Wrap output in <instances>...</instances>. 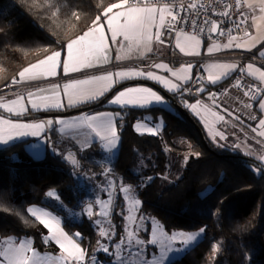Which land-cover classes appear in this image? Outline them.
Masks as SVG:
<instances>
[{
  "label": "trees",
  "instance_id": "1",
  "mask_svg": "<svg viewBox=\"0 0 264 264\" xmlns=\"http://www.w3.org/2000/svg\"><path fill=\"white\" fill-rule=\"evenodd\" d=\"M113 3L120 0H0V90L27 65L90 28L97 16L103 19L104 10ZM174 96L184 107L196 99L192 94ZM95 104L89 109L111 108ZM116 110L122 112L121 144L113 166L118 187L134 185L142 209L156 214L167 231L205 228L204 237L169 264H264V170L242 159L221 157L243 154L207 138L216 151L212 152L176 109ZM148 113L163 116L162 134L135 130V123ZM58 140L53 131L40 158L27 148L31 139L0 147V239L29 236L39 251H58L55 242L45 240L48 228L27 211L33 205L56 211L55 197L47 196L54 191L69 207L83 209L82 220L66 222L64 228L87 255H93L98 235L85 214L88 193L80 186V176L83 171L98 176L104 167L88 150L58 151ZM71 155L76 165L68 159ZM125 206L119 192L111 212L117 229L114 241L124 232ZM77 232L79 237L74 235ZM217 245L219 251H214Z\"/></svg>",
  "mask_w": 264,
  "mask_h": 264
},
{
  "label": "crops",
  "instance_id": "2",
  "mask_svg": "<svg viewBox=\"0 0 264 264\" xmlns=\"http://www.w3.org/2000/svg\"><path fill=\"white\" fill-rule=\"evenodd\" d=\"M260 3L261 0H244L242 4L250 15L252 25L251 35L245 38H231L222 41H213L212 39L196 36L190 31H182L174 37L173 42L166 43L161 40V33L167 24L170 15L165 12L164 20L161 22L159 18L160 13L157 11L155 22L150 29L152 35L151 42L147 46L143 44L139 45L138 47L132 46L133 41L126 40L123 34H117L115 39L112 38V32L108 27L107 19L104 17L97 22V25L102 24L104 26L103 31L106 47L103 53L88 54L85 58L84 64L72 63L68 60L66 51V45L70 41L69 40L62 48L54 50L61 51V57L59 58L57 67L55 69V75L41 76L38 79H28V74H26V78L20 80L21 82H25L26 86H28L25 90H19L18 92L13 93H5L0 91V104H8L11 107L12 105L10 104V101L16 100L18 97L22 96L24 97L23 103L27 108V111L21 112L18 106H16V111L13 112H9L6 107H0V109L14 115H27L52 111H68L74 108L88 106L92 103L99 102L117 86L135 80H146L157 84L170 94L187 96L189 95L188 87L195 79L199 67L202 66L207 75L206 89L201 92L200 95H196V99L194 101L186 103V108L201 123L206 137L214 144L231 148L240 154L250 156L258 160L264 165V160L260 159V157L264 156V136L261 135V132H264V128H262L260 124V121L264 120V107H261V105L264 104V94L257 102L253 104H246L237 101L232 97L226 98L224 100L213 99L209 92V89L212 86L226 82L227 79L237 71L245 72L252 79L261 83L264 87V80L259 78V73L256 71L258 69L259 72H264V55H262V53H264V12L261 11L259 6ZM249 4L254 6L249 7ZM128 6L129 5H125V7ZM155 7L159 9L163 6ZM117 11H123V9H113V12L109 13V15H113ZM123 22L124 18L121 17L120 23ZM215 26L216 30L212 32L213 34L217 35L220 32V28L218 25ZM88 29L86 31H88ZM86 31L79 34V36L83 35ZM98 35L99 33H95L92 39ZM157 35H159V40L156 39ZM77 37L73 39H76ZM187 37H195V41H198V43L195 41H189ZM178 40L179 45L183 46L184 48L183 51H181V47L178 46ZM161 41H163V43H161ZM253 41H255V43H253ZM230 42L231 46H228ZM236 45L241 46L237 47ZM130 46H132L131 50H129ZM209 49L212 50L209 51ZM52 52L46 54L39 60L44 59ZM244 52L247 53L245 58L242 57L240 59H234V56H238ZM151 53H158L161 56V59H159L156 64H163L166 67L156 68L154 67V64L151 67L141 68L132 63ZM199 55H205L207 58L204 60H199L196 58ZM105 56L107 57L106 60L104 58ZM39 60L32 64L37 63ZM65 63L69 65L70 69L74 68L76 70L65 71ZM89 63L93 66H86ZM249 64L253 66L251 70L248 69ZM189 65H191L190 68H188ZM119 71H143L145 73L152 72L155 75L164 77L170 81L169 87L171 84H177L178 89L176 91H169L163 83L154 79H149L146 75H132L122 80L115 77L114 75L113 79L115 83H113L111 87L105 91L104 95L98 96L96 99L81 100L72 103L69 102L70 97L68 93L64 91L65 85L72 84L74 81H84L90 79L91 77L105 75L108 72L115 74ZM173 73H176V75H173ZM224 73L227 74L224 75ZM250 73L256 74L253 75ZM210 75L213 78L219 76L220 79L213 83L208 79ZM88 86L92 87L94 85ZM128 88H150L152 91L163 96L167 103H152L145 106H135L130 104L122 105L110 102L120 91H124ZM29 93L32 94L31 99L37 100V102H39V97L41 96H52L53 93H56L58 94L57 102L60 104V106L33 109L31 107V100L28 98ZM169 103L171 102L157 89L151 85L139 83L126 86L116 92L104 104L111 108L101 110L88 109L74 113L72 115H58L44 118L39 117L27 119H13L0 114V118L15 123L35 124L49 120L53 121L51 125L45 124L44 128L39 129L38 135L28 134L22 137H14L7 143L2 141H0V143L11 144L20 140L31 139V141L27 144V148L33 154V156L40 158L42 154L45 155L48 140L51 139L52 132L54 131L58 134L59 138L55 146L56 149L61 147L62 151H74V148H77L78 150L82 151L87 150L92 146L94 150H96L101 147V144L107 142V140L101 139V136H98L96 132H94L92 128L89 127V117H98L97 123L101 121L106 122L109 118H111L112 125L116 132V137H118V135H120L118 134L120 132L118 120L121 117L122 112L116 110V108H149L158 106L173 112L169 106ZM187 105H197L196 110L193 111L191 108L187 107ZM101 113H109L112 115L111 117L98 116V114ZM0 127H3L5 130L8 128L7 125H0ZM22 131L31 133V131L34 130L22 129ZM101 135L109 136V138H111L110 134L107 132H102ZM70 141L74 143V145H72L73 147L69 145ZM68 147L70 148L67 149ZM32 148H35V151H33ZM85 255H87L86 252Z\"/></svg>",
  "mask_w": 264,
  "mask_h": 264
},
{
  "label": "snow or ice",
  "instance_id": "3",
  "mask_svg": "<svg viewBox=\"0 0 264 264\" xmlns=\"http://www.w3.org/2000/svg\"><path fill=\"white\" fill-rule=\"evenodd\" d=\"M239 2V0H238ZM125 5H129V0H120V3H113L109 7H107L103 15L107 19L108 27L110 28L112 32V38L115 39L117 34H123L124 38L126 40H132L133 45L132 46H139L141 44L147 46L151 40V27L153 26L155 19H156V13L159 11L160 13V21L163 22L164 20V14L165 12L168 13V15L171 16L173 20L176 19V16L172 14L170 10L169 5H164L163 7H160L157 9L155 6H128L125 7ZM54 7V5H52ZM254 5L249 4V7H253ZM261 11L264 12V0H261L260 3ZM191 7L195 8L196 5L193 4ZM113 9H123V11H117L113 15H109V13L113 12ZM58 11V9H57ZM223 15H228L227 12L223 13ZM124 18V22L120 23V18ZM78 18V17H77ZM100 20V17L97 16L96 19L93 21L92 27L88 29L83 35L78 36L76 39L70 40L66 45V51L68 60L75 64H84L85 58L88 54H96V53H103L106 45L104 40V26L102 24L97 25V22ZM216 26L214 25L211 31H215ZM95 33H99L98 36H96L94 39L89 40L90 37H94ZM156 39L159 40V35L156 36ZM189 41H195V37H187ZM232 39H235L234 37ZM198 43V41H195ZM163 43V41H161ZM178 46L179 40L177 41ZM255 43V41H253ZM130 49L131 50V47ZM191 46V45H190ZM228 46H231V42ZM237 47H240L241 45H236ZM181 47V51L184 50L183 46ZM212 49H209L211 51ZM264 55V53H262ZM61 57V51H54L50 55H47L44 59L39 60L35 64H31L28 67L24 68L19 73V79L23 80L26 78V74H28V79H38L41 76H48V75H55L56 74V67L59 61V58ZM105 60L107 57H104ZM86 66L92 67V64H87ZM154 67L161 68L166 67L163 64H155ZM191 65L188 66L190 68ZM253 66L251 64L248 65V69L251 70ZM64 70H76V69H70L69 65L67 63L64 64ZM259 73V78L261 80H264V72H259V70H256ZM227 73H224L226 75ZM255 75L256 73H250ZM119 78V79H126L132 75H146L149 79L157 80L165 85L166 88H168L169 91H176L178 89L177 84H171L170 81L165 79L164 77L155 75L152 72H143V71H119L115 74L108 72L105 75L91 77L88 80L84 81H74L72 84H67L64 86V91L68 93L70 100L69 102H78L81 100H90V99H96L98 96L104 95L105 91L113 83H115L113 76ZM173 75H176V73H173ZM209 80H211L213 83L216 82V80L220 79L219 76L213 78L211 75L208 77ZM18 82L15 78L13 79V83ZM88 85H94L92 87H89ZM200 90V89H198ZM31 100V107L33 109H40V108H48V107H59L60 104L57 102L58 94L53 93L52 96H41L39 97V102L37 100H33L32 94L29 93V97ZM24 97H18L16 100L10 101L11 107L8 104H0V107H6L9 112L16 111V106L19 107L21 112L27 111V108L25 107L24 103ZM111 103L116 104H122V105H135V106H145L148 104L156 103V104H166L167 101L165 98L158 93L152 91L150 88H128L124 91H120L113 100L110 101ZM199 103V102H197ZM187 107L191 108L193 111L196 110L197 105H187ZM261 107H264V104L261 105ZM199 114V113H197ZM112 114L109 113H101L98 114V116H108L111 117ZM89 127L92 128L94 132L98 136H101V139L107 140L108 143L106 144V147L113 148L115 146V141L117 139L115 129L112 125L111 118H109L106 122L101 121L97 123L98 117H89ZM222 119V117H221ZM53 121L49 120L46 122H40L35 124H24V123H15L9 120H4L3 118H0V125H7L8 128L5 130L3 127H0V141L7 143L8 141L12 140L14 137H22L28 134L32 135H38L39 129H42L45 127V124L51 125ZM261 127L264 128V120L260 121ZM22 129H33L34 131L25 132L22 131ZM137 130H139V125H137ZM148 132L155 134V129H147ZM102 132H107L110 134L109 136H102ZM261 135L264 136V132H261ZM6 137V138H5ZM68 159L71 161L73 165L77 164V160L71 156L68 157ZM261 160H264V156L260 157ZM147 179L151 180V177H148ZM124 192H129L131 190V186L124 187L122 189ZM48 197H55V199L59 200L60 197L56 195L54 191H49L47 193ZM136 204H140L141 201L135 200ZM31 215L36 218L41 224H43L46 228L51 230V240H54L56 244L59 245L60 249H62L67 255L59 257V260L61 264H65V262H68V264H71V262H75V264H80V261H82L85 257V252L81 248V246L75 242V240L70 237L66 232H64L63 228L60 226V219L56 216H53L50 212L37 207H29L27 209ZM87 213L89 216H91L92 213V206L89 205L87 209ZM97 224L100 222L97 220ZM204 229H200L199 232H190V233H175L173 234L170 239L176 240L177 237L181 238V243L183 245H189L193 242H195L199 236L203 233ZM100 234L102 236H107L109 233L105 230L101 229ZM75 236L79 237L80 233H75ZM132 233H129V237H132ZM49 237H45V240H47ZM137 243H141V241H136ZM152 243H156L155 233L153 234V240ZM119 247V246H118ZM28 247L22 242L18 246H9L7 249L0 251V255L5 256L7 259L8 264H29L31 261L32 264H42V258L38 257L35 252H33L32 257H29L26 255L28 251ZM101 250L105 253L109 252L108 247L101 246ZM180 249H172L168 248L165 251H162L159 257V264H164V261L167 259V252L170 251H179ZM214 251H219V245H217L214 249ZM118 259H122L119 257V254H117Z\"/></svg>",
  "mask_w": 264,
  "mask_h": 264
},
{
  "label": "rangeland",
  "instance_id": "4",
  "mask_svg": "<svg viewBox=\"0 0 264 264\" xmlns=\"http://www.w3.org/2000/svg\"><path fill=\"white\" fill-rule=\"evenodd\" d=\"M20 73V72H19ZM17 75V74H16ZM14 76L18 82L13 84V89H9L10 81L2 90L5 93L18 92L19 90H25V82H21L19 77ZM19 75V74H18ZM9 85V86H8ZM97 103V102H96ZM169 106L176 112L174 106L169 103ZM35 118V117H33ZM38 118V117H37ZM44 118V117H40ZM137 125H139V130H137ZM165 127V119L162 115L154 116L151 114L145 115L139 121L136 122L135 130L141 134H152L147 131V129H155V134H162ZM120 134V132L118 133ZM105 142L101 144V147L94 150L91 146L87 150L89 151L91 157L103 165V172L98 174V176L92 177L87 171L81 172L80 176V186L87 191V202L86 208L88 209L89 205L92 206V215L89 216L87 209L85 214L90 217L93 226L96 228L98 235V243L96 249L93 253L97 258L101 259L104 264H159V257L162 251H165L169 247L172 249H180L179 251H170L167 252V259L164 261V264H169L171 261L184 255L190 248L195 246L205 235V228H199L196 230H175L167 231L163 222L154 214L153 212H147L143 210V202L138 194L137 188L129 183L120 184L118 187L117 178L113 174V166L117 159L120 144L121 136L118 135L115 146L109 150L106 147ZM1 144V143H0ZM8 144H1L0 147L6 146ZM58 151H62V148H57ZM35 151V148H32ZM42 154L40 157H43ZM131 186L129 192H124L122 189L124 187ZM118 187V188H117ZM123 195L126 206H125V225L124 232L121 238L117 241H114V238L117 235V229L114 221L111 218L112 208L115 204V200L119 194ZM57 195V194H56ZM135 200L141 201L140 204H136ZM56 207V211L52 210L47 206L33 205L31 207L42 208L50 212L53 216H56L60 219V226L63 228L64 232L67 231L64 228L66 222H76L80 221L83 218V209L80 207H69L60 199L53 202ZM100 223L97 224L96 221ZM101 229L105 230L109 234L107 236H102L100 234ZM200 229H204L203 233L199 238L189 244L183 245L181 243V238L177 237L176 240H171L170 237L175 233H190V232H199ZM49 230V240H51V230ZM129 233H132V237H129ZM155 233L156 243H152L153 234ZM68 234V233H67ZM70 236V234H68ZM71 237V236H70ZM76 243H78L83 249L82 245L77 241L76 238L72 237ZM141 241L137 243L136 241ZM24 243L28 247L26 255L32 257L33 252L37 254L38 257L42 258V264H61L59 257L66 256L67 254L60 249L58 245V251L56 252H44L39 251L34 247L33 239L29 236H8L4 239H0V251L7 249L9 246H18L20 243ZM101 246L108 247L109 252L105 253L101 250ZM119 246V247H118ZM117 254L122 259L117 258ZM74 262V261H73ZM71 262V264H74ZM0 264H8L5 256L0 255ZM29 264H32L30 261ZM68 264V262H65Z\"/></svg>",
  "mask_w": 264,
  "mask_h": 264
},
{
  "label": "built area",
  "instance_id": "5",
  "mask_svg": "<svg viewBox=\"0 0 264 264\" xmlns=\"http://www.w3.org/2000/svg\"><path fill=\"white\" fill-rule=\"evenodd\" d=\"M244 0H129V6H164L169 5L176 19L169 16V20L163 28L161 40L166 43L173 42L174 37L182 31H190L196 36L212 39L213 41L240 39L251 35L252 25L248 11L243 7ZM195 4L193 8L191 5ZM227 12L228 15H223ZM214 25H218L220 32L215 35L211 31ZM92 37L89 38L91 40ZM247 53L234 56L240 59ZM199 60L207 58L205 55L196 57ZM209 58V57H208ZM161 59L158 53H151L132 63L141 68L153 66ZM18 78L19 75H16ZM207 75L202 66L199 67L197 75L188 87V93L200 95L206 89ZM17 83V82H16ZM13 80L9 83V89H13ZM200 89V90H198ZM211 97L224 100L232 97L246 104L257 102L264 94L261 83L252 79L243 71L233 73L226 83L217 84L209 89ZM75 264V262H73ZM80 264H104L95 255H85Z\"/></svg>",
  "mask_w": 264,
  "mask_h": 264
},
{
  "label": "water",
  "instance_id": "6",
  "mask_svg": "<svg viewBox=\"0 0 264 264\" xmlns=\"http://www.w3.org/2000/svg\"><path fill=\"white\" fill-rule=\"evenodd\" d=\"M148 84L151 85L152 87H154L155 89H157L159 92H161V94H163L174 106V108L182 115L184 116L186 119H188L198 130V132L200 133V135L202 136V139L204 140L206 146L214 153H216V151L210 147L207 137L203 131V129L200 127V125L197 123V121L195 120L194 116L191 114V112L184 107L176 98L173 94L168 93L166 90H164L163 88L159 87L157 84L146 81V80H135V81H130V82H126L122 85L117 86L114 90H112L105 98H103L102 100H100L99 102H97L95 104V106H99L102 104H105L116 92H118L121 88H124L126 86L129 85H133V84ZM90 107H92L91 105L88 106H83V107H79V108H74L68 111H61V112H40V113H36V114H27V115H14V114H10L8 112H5L3 110H0V114L7 116L9 118H13V119H27V118H39V117H49V116H58V115H72L74 113L80 112V111H85L88 110ZM221 157L223 158H238V159H242L245 160L255 166H257L258 168L264 170V165L261 164L258 160L250 157V156H246V155H221Z\"/></svg>",
  "mask_w": 264,
  "mask_h": 264
},
{
  "label": "bare ground",
  "instance_id": "7",
  "mask_svg": "<svg viewBox=\"0 0 264 264\" xmlns=\"http://www.w3.org/2000/svg\"><path fill=\"white\" fill-rule=\"evenodd\" d=\"M162 31H163V30H162ZM161 34H162V33H161ZM245 53H246V52H245ZM243 58H245V56H244ZM150 67H151V66H150ZM247 75H248V74H247ZM248 76H249V75H248ZM228 79H229V78H228ZM228 79H227V80H228ZM256 81H257V80H256ZM226 82H227V81H226ZM226 82H224V83H226ZM257 82H258V81H257ZM220 84H222V83H220Z\"/></svg>",
  "mask_w": 264,
  "mask_h": 264
}]
</instances>
